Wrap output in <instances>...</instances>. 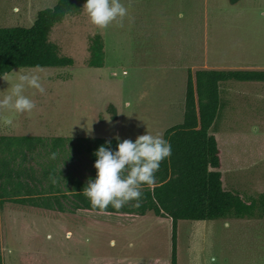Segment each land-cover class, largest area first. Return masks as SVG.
Instances as JSON below:
<instances>
[{
  "label": "rangeland",
  "instance_id": "rangeland-1",
  "mask_svg": "<svg viewBox=\"0 0 264 264\" xmlns=\"http://www.w3.org/2000/svg\"><path fill=\"white\" fill-rule=\"evenodd\" d=\"M56 2L0 0V28H29L38 11ZM121 3L129 13L123 28L113 24L101 31L83 8L52 28L49 41L73 66L42 68L46 94L26 89L36 109L31 115L3 113L13 117V125L0 121V134L130 139L148 132L163 137L182 122L188 70H264V0ZM96 35L104 43L102 68L88 65ZM19 69L8 73V82L0 78V98ZM220 99L209 133L222 150L224 187L259 198L264 195V83H222ZM171 235V221L152 213L71 215L14 204L0 209V243L9 264H69L75 238L92 249L94 264L107 254L110 264H171ZM176 263L264 264V216L178 221Z\"/></svg>",
  "mask_w": 264,
  "mask_h": 264
},
{
  "label": "trees",
  "instance_id": "trees-1",
  "mask_svg": "<svg viewBox=\"0 0 264 264\" xmlns=\"http://www.w3.org/2000/svg\"><path fill=\"white\" fill-rule=\"evenodd\" d=\"M229 1L235 4L238 0ZM86 2L57 0L52 8L38 11L29 28H0V78L15 68L73 66V60L60 54L49 35L66 17L80 14ZM89 54L90 67L104 66L101 36L92 38ZM229 81L264 83V70L187 71L183 119L163 134V139L171 144V156L160 165L156 183L143 186L142 206L134 207L132 202L119 211L109 206L106 212L137 217L152 213L170 219L171 264H177L178 221L264 216V195L246 198L224 187L222 151L217 136L209 133L220 107V86ZM123 140L0 135V207L14 204L71 215L78 211L100 212L82 194L89 178H96L94 153L102 145L115 152ZM53 152L58 154L54 160L50 159ZM50 174L57 178L55 184L50 181Z\"/></svg>",
  "mask_w": 264,
  "mask_h": 264
},
{
  "label": "clouds",
  "instance_id": "clouds-1",
  "mask_svg": "<svg viewBox=\"0 0 264 264\" xmlns=\"http://www.w3.org/2000/svg\"><path fill=\"white\" fill-rule=\"evenodd\" d=\"M83 9L90 23L101 31L113 24L123 28L125 20L129 18L128 9L121 0H87ZM43 71L40 66H36L31 69L21 68L16 72V82L0 98V121L5 126L13 125V117L3 113L31 115L36 109L37 105L25 95V91L34 89L41 95L46 94L41 76ZM8 75L4 73L2 79L8 82ZM115 139L119 141L120 138L117 136ZM57 155L53 152L50 159H56ZM94 155L97 157L94 164L96 178H89L82 194L93 209L106 213L109 206L116 211L132 202H135L134 207L142 206L143 186L156 183L160 165L171 156V144L161 135L147 132L138 136L135 142L128 139L118 142L115 152L102 145ZM49 179L53 184L57 182L52 174Z\"/></svg>",
  "mask_w": 264,
  "mask_h": 264
},
{
  "label": "crops",
  "instance_id": "crops-1",
  "mask_svg": "<svg viewBox=\"0 0 264 264\" xmlns=\"http://www.w3.org/2000/svg\"><path fill=\"white\" fill-rule=\"evenodd\" d=\"M186 67L189 66V64L184 65ZM141 67H143V65L141 64ZM0 135H5V134H0ZM65 135V136H64ZM6 136H22V135H6ZM74 135H68V134H62L61 136L58 137H70V138H75L73 137ZM83 137H88V138H97V137H89V136H83ZM101 138H109V137H101ZM122 139V138H121ZM130 139H134L136 140V138H130ZM218 139V138H217ZM219 144V143H218ZM222 151V150H221ZM222 157V154H221ZM223 163V161H222ZM223 173V172H222ZM3 208V207H2ZM0 207V209H2ZM21 214L24 215L23 212H20ZM149 214V213H148ZM144 217V216H143ZM167 221H169L170 219L165 218ZM20 221V220H19ZM22 221H25V219H22ZM171 221V220H170ZM6 222H11V223H15L18 222L17 220H13V221H6ZM83 244V245H82ZM7 249V248H6ZM5 251V244H1L0 243V263L2 264H9V257H5L3 256V252ZM7 252L9 253V250L7 249ZM71 252H72V257L70 258V262L69 264H94L92 260L93 258V254H92V249L88 247V245H86L82 239H78L75 238L72 240V245H71ZM22 254L24 255V252H22ZM95 262L97 264H100V260L99 257L96 258ZM101 264H110V258L108 256V254L105 256V259L102 257L101 259Z\"/></svg>",
  "mask_w": 264,
  "mask_h": 264
}]
</instances>
